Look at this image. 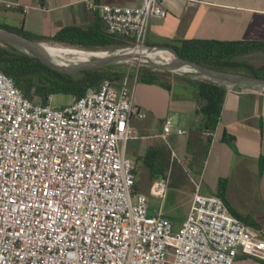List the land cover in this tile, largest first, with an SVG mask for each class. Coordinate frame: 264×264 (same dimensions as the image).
<instances>
[{
	"label": "built area",
	"instance_id": "2783aa9c",
	"mask_svg": "<svg viewBox=\"0 0 264 264\" xmlns=\"http://www.w3.org/2000/svg\"><path fill=\"white\" fill-rule=\"evenodd\" d=\"M20 5L0 0V8ZM85 5L108 33L155 48L145 38L149 20L166 15L162 0ZM130 80L128 74L118 83L105 78L58 107L53 96L25 97L0 71V264H233L239 253L264 261V235L218 195L202 194V175L190 177L194 191L178 228L164 213H149V196L135 189V166L125 154L127 141L138 136L130 120L144 116ZM225 86L237 94L260 91ZM171 127L169 114L163 138ZM169 175L149 189L161 201Z\"/></svg>",
	"mask_w": 264,
	"mask_h": 264
},
{
	"label": "crops",
	"instance_id": "0c3cea01",
	"mask_svg": "<svg viewBox=\"0 0 264 264\" xmlns=\"http://www.w3.org/2000/svg\"><path fill=\"white\" fill-rule=\"evenodd\" d=\"M13 1L19 2L20 7L0 8V24L46 36L65 27H79L91 33L105 31L98 12L86 7L87 0ZM92 1L124 6L139 4V0ZM162 5L165 17L149 20L145 38L148 46L175 50L182 41L191 39L264 42V0H202L199 3L162 0ZM22 6L28 8L24 10ZM182 84L185 83L177 85ZM137 86L146 90L143 97L135 95L133 89L134 100L144 116L131 118L138 136L125 144V154L135 166V189L149 198L159 199L150 194V186L171 172L166 197L172 177L178 174L176 182L188 203L185 213L178 215L173 207L164 204L165 199H159L158 207L150 206L148 200L149 213L162 212L172 220L174 228L179 227L194 191L192 181L189 180L190 190L182 182V171L188 168L196 176L202 175V194H215L224 181L227 207L264 235V92L226 91L217 124L212 129L213 136L209 137L204 134L203 116L197 112L198 102L170 100L160 85L140 82ZM171 110L178 115L172 118L171 130L163 138L162 126ZM177 129L185 132L179 134ZM176 157L178 169L172 163ZM182 161L187 164L186 168ZM233 264H264V261L239 253Z\"/></svg>",
	"mask_w": 264,
	"mask_h": 264
},
{
	"label": "trees",
	"instance_id": "16d2710c",
	"mask_svg": "<svg viewBox=\"0 0 264 264\" xmlns=\"http://www.w3.org/2000/svg\"><path fill=\"white\" fill-rule=\"evenodd\" d=\"M0 27L13 30L29 39L37 41H55L75 45L87 49L121 47L132 45L130 38L104 32L91 33L79 27H65L51 35H35L20 28H12L3 24ZM264 46V42L221 41L216 39L184 40L175 47V53L180 57L198 62L217 70L240 72L264 78V63L259 66L245 61H237V56L249 53ZM168 53L164 50H159ZM172 54V53H171ZM0 71L12 78L15 86L23 95L33 101L46 102L49 96L68 95L75 99L85 94L89 88H97L100 82L108 78L118 83L124 75L148 84L168 87L170 82L164 81L159 71L150 66L129 69L126 64H109L98 67L84 68L74 72L55 70L33 55L25 53L11 45L0 42ZM178 84V81H174ZM197 97V112L203 116V126L212 130L217 124L226 86L210 80L184 78ZM224 181H221L219 191L215 194L224 196ZM229 209V208H228ZM236 217L235 211L229 209Z\"/></svg>",
	"mask_w": 264,
	"mask_h": 264
},
{
	"label": "rangeland",
	"instance_id": "374dc122",
	"mask_svg": "<svg viewBox=\"0 0 264 264\" xmlns=\"http://www.w3.org/2000/svg\"><path fill=\"white\" fill-rule=\"evenodd\" d=\"M42 42L50 43V44H57V45L63 44V46H73V47H77V48H81V49H87V48H82V47L75 46V45H69V44L64 45V43L55 42V41H42ZM126 47H129L128 49L134 48L133 45H127V46H121V47L112 46L108 49L96 48V49H88V50H108V51L112 52V51H116L118 49L119 50H125ZM235 60L249 62V63L253 64L254 66L262 65L264 63V46H262L258 49H255L249 53L237 56L235 58ZM146 63L147 62H144V61L132 60V61L126 62L124 64H126L128 66V68L132 70V69H137L141 66H149ZM151 68H153V70L159 71V75L164 81L170 82L168 84L169 85L168 87H162L168 93L170 100H172L174 98H178V99H184V100H186V102L188 101L190 103L198 102L197 97L195 95V92L190 86H188L187 84L177 85V84H175L174 81L183 82L184 78H191V79H197V80H208L206 77H201V76L195 75L193 73H179V72H173V71L158 69L155 67H151ZM138 83H140V81L136 80V82H135V75H134L130 80L131 88L134 89L135 95H142L144 97L145 96L144 92H146V90L143 89L142 87L137 86ZM135 86H137V87L135 88ZM147 97L150 98L149 96H147ZM72 101H74V98L72 96H68V95H54L52 98V103L58 107L63 106V105L68 104V103H71ZM156 107H158V106H156ZM170 113H171V116L173 119H175L176 116L178 115L173 110H171ZM172 161H173L172 163H173L175 169H178V167H177L178 158L176 157ZM181 164L186 168L187 164L184 161H182ZM186 170L187 171H184V170L182 171L183 172L182 182L185 185V189L190 190L191 189L190 182H189V180L191 181L190 177H194V178L197 177L198 178V176H196L197 174H195L194 171H190V170H188V168H186ZM177 171H175L174 173L176 174ZM169 173H171V172H169ZM177 175L172 177L171 190L169 191L168 196L165 198L164 204H166V206H168V207H173V209H175L176 214L182 215L185 213L188 203H186V201H187L186 195L181 193V191H180L181 189L179 188V185L176 182V181H178ZM149 205L158 207L160 205V200L150 197L149 198Z\"/></svg>",
	"mask_w": 264,
	"mask_h": 264
},
{
	"label": "water",
	"instance_id": "95a60500",
	"mask_svg": "<svg viewBox=\"0 0 264 264\" xmlns=\"http://www.w3.org/2000/svg\"><path fill=\"white\" fill-rule=\"evenodd\" d=\"M0 42L7 45H11L19 50H21L19 46L24 47L27 51H23V50L21 51L35 56L43 63H45L46 65H48L49 67L55 70L64 71V72H74L84 68L98 67L109 64H124L126 62L132 61L131 59L132 55L123 50L120 53H112L110 55L94 58L86 62H80V63L68 64V65L56 64L49 58L47 53L43 50L41 46V44L43 43L42 41L29 39L13 30L3 27H0ZM149 47H155L157 49L170 51L176 57L177 64L190 67L191 69L196 71V73L204 75L210 81L224 85L227 84L247 85L264 92V78H261L259 76L240 73V72L217 70L208 66H204L198 62L180 57L172 49L161 46H149ZM146 64L151 67L170 71L169 67L166 65L156 64L151 61L147 62Z\"/></svg>",
	"mask_w": 264,
	"mask_h": 264
},
{
	"label": "bare ground",
	"instance_id": "6f19581e",
	"mask_svg": "<svg viewBox=\"0 0 264 264\" xmlns=\"http://www.w3.org/2000/svg\"><path fill=\"white\" fill-rule=\"evenodd\" d=\"M65 45V44H64ZM43 50L47 53L49 58L56 64L68 65L80 62H86L94 58L104 57L112 53H120L123 50L108 51V50H88L81 49L73 46H63L57 44H50L43 42L41 44ZM23 51H27L24 47L19 46ZM124 49V48H123ZM156 48L134 47L132 49H126L124 51L132 55V60H139L144 62H153L156 64H162L169 67L170 71L179 73H193L195 75L205 77L202 74L196 73L188 66L177 64L176 57L170 52L165 53Z\"/></svg>",
	"mask_w": 264,
	"mask_h": 264
}]
</instances>
